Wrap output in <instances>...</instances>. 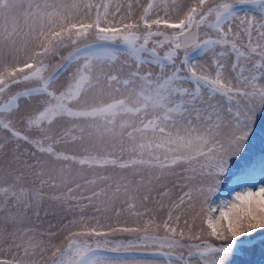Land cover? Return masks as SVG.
I'll return each mask as SVG.
<instances>
[{"label": "snow or ice", "instance_id": "obj_1", "mask_svg": "<svg viewBox=\"0 0 264 264\" xmlns=\"http://www.w3.org/2000/svg\"><path fill=\"white\" fill-rule=\"evenodd\" d=\"M0 264H264V0H0Z\"/></svg>", "mask_w": 264, "mask_h": 264}]
</instances>
